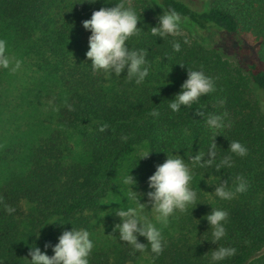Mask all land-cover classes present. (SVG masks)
Listing matches in <instances>:
<instances>
[{
    "label": "trees",
    "instance_id": "1",
    "mask_svg": "<svg viewBox=\"0 0 264 264\" xmlns=\"http://www.w3.org/2000/svg\"><path fill=\"white\" fill-rule=\"evenodd\" d=\"M120 2L131 4L141 19L137 27L143 31L127 42L148 52L149 75L140 85L126 72L110 80L93 74L86 58L90 32L82 22ZM195 5L193 0H0V38L38 72L41 87L56 90L58 103L53 126L29 148L25 169L0 181V264H28L30 247L45 251L72 226L96 239L118 175L131 172L138 192L147 193L148 178L172 154L192 168L197 200L160 224L162 252L152 253L149 246L142 254L120 240L102 245L95 240L90 264H137L145 255L150 264H211L218 246L237 249L220 264H264V0ZM169 9L181 14V31L153 36L151 28ZM174 42L180 43L179 52ZM188 69H202L216 81V90L172 112L168 105ZM4 72L0 69V78ZM157 109L158 118L151 115ZM198 112L227 113L230 126L216 133L215 164L231 155V167L194 165L191 156L206 152L213 136ZM101 125H107L104 132ZM232 141L245 145L247 155L227 151ZM138 145L153 151L149 158L137 159ZM237 176L247 181L246 192L231 200L214 195L211 184L228 180L234 188ZM6 205L16 211L9 215ZM211 207L229 213L227 238L219 245L211 242L204 219ZM53 216L66 224H47ZM47 254H54L51 247Z\"/></svg>",
    "mask_w": 264,
    "mask_h": 264
},
{
    "label": "clouds",
    "instance_id": "2",
    "mask_svg": "<svg viewBox=\"0 0 264 264\" xmlns=\"http://www.w3.org/2000/svg\"><path fill=\"white\" fill-rule=\"evenodd\" d=\"M140 16L131 4L124 2L116 3L114 7H102L94 11L91 18L82 22L83 28L90 32L88 39V51L86 58L90 61L93 74H102L104 79L110 80L113 76L121 77L126 72L128 80H134L137 85L142 84L149 75L148 52L143 48H130L128 41L133 36H138L141 28H138ZM182 17L175 9L163 11L158 17V23L151 28V34L164 39L169 35H176L181 31ZM185 43L187 41L185 40ZM179 42L173 43V50L179 52ZM24 61L12 54L9 50L8 41L0 38V69L18 73L23 70ZM125 77V76H124ZM216 90V81L201 70L187 71V79L181 85L179 93L170 100L168 105L172 112H178L181 106H191L201 97ZM224 100L219 104L223 106ZM69 110L71 106H68ZM151 115L159 117V110H154ZM208 129L213 133L211 143L207 151L199 150L191 160L194 165L201 168L212 167L217 159V144L215 143L216 133L229 127L226 122L227 113L205 114L198 112ZM107 125H101L99 131L104 132ZM126 141L127 137H122ZM239 157H244L248 149L239 141H232L228 150ZM153 151L145 145H138L134 154L138 160L149 158ZM217 170L232 166V156H225L219 164H215ZM129 172L121 177V183L127 188L126 199L130 206L114 209L119 223L114 225L113 231L119 233V240L130 245L134 252L145 253L150 246L152 253L160 254L166 244L161 228L157 224L167 225L169 217L177 210L183 212L189 205L195 204L197 192L191 187L193 171L185 159L180 155H167L163 164L157 165L155 172L148 178L147 193L133 191L137 186V180ZM204 179V178H203ZM213 177L208 176V180ZM228 180H221L211 184L215 186L214 195L221 200H231L237 194L247 191L248 183L242 176H237L234 188L228 186ZM147 196L148 203H141L143 196ZM150 206V211L147 209ZM197 207V206H196ZM195 207V208H196ZM194 208V209H195ZM5 211L11 215L16 209L5 206ZM228 211L220 208H212L211 212L204 217L209 224L211 231V242L218 244L227 238L226 223ZM66 224L62 217L53 216L47 224ZM113 236V235H110ZM91 233L84 228L65 230L59 236L58 242L54 245H45V251L39 247H30L28 264H90L89 257L94 249V241L90 238ZM143 237L147 243L139 242ZM51 247L52 256L47 254ZM237 249L231 246H218L211 251V264L220 262L235 256Z\"/></svg>",
    "mask_w": 264,
    "mask_h": 264
},
{
    "label": "rangeland",
    "instance_id": "3",
    "mask_svg": "<svg viewBox=\"0 0 264 264\" xmlns=\"http://www.w3.org/2000/svg\"><path fill=\"white\" fill-rule=\"evenodd\" d=\"M193 2L195 6L201 7L208 0ZM229 54L225 53L226 56ZM22 60V71L12 73L5 70L0 78V181L25 169L29 148L48 128H52L54 113L58 107L56 90L53 89L54 92L50 88L41 87L38 72L26 59ZM123 175L122 172L118 175V188L110 197L102 214L96 239L92 237L93 241L96 240L101 245L119 240V233L113 231L114 225L119 223V218L113 210L118 209L121 204L123 207L130 206L126 204L127 188L121 183ZM133 191L138 192L135 187ZM141 203H148V200L142 198ZM147 210L150 211V206ZM159 226L160 224H157V227ZM137 264H150L148 256L141 257Z\"/></svg>",
    "mask_w": 264,
    "mask_h": 264
}]
</instances>
